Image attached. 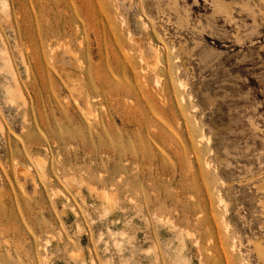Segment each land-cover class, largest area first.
<instances>
[{
  "label": "rangeland",
  "instance_id": "obj_1",
  "mask_svg": "<svg viewBox=\"0 0 264 264\" xmlns=\"http://www.w3.org/2000/svg\"><path fill=\"white\" fill-rule=\"evenodd\" d=\"M0 264H264V0H0Z\"/></svg>",
  "mask_w": 264,
  "mask_h": 264
},
{
  "label": "bare ground",
  "instance_id": "obj_2",
  "mask_svg": "<svg viewBox=\"0 0 264 264\" xmlns=\"http://www.w3.org/2000/svg\"><path fill=\"white\" fill-rule=\"evenodd\" d=\"M263 1V0H262ZM158 2V1H157ZM224 2V1H223ZM228 3V2H227ZM230 4V3H229ZM221 7V6H220ZM229 7H231V6H229ZM222 9V8H221ZM217 10H219V9H217ZM226 11V10H225ZM224 11V12H225ZM227 12V11H226ZM229 14V13H228ZM143 55V54H142ZM154 62H151V64H153ZM153 66V68L155 67L154 65H152ZM158 82H159V80H158ZM74 88H76V87H74ZM27 173V172H26ZM259 247H257L256 249H258ZM258 251H259V249H258ZM257 251V252H258ZM262 251H260V253H261ZM262 254V253H261ZM261 254H259V255H261Z\"/></svg>",
  "mask_w": 264,
  "mask_h": 264
}]
</instances>
